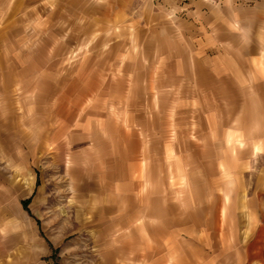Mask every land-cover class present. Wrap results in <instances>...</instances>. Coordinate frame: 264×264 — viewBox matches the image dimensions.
<instances>
[{
	"label": "rangeland",
	"instance_id": "rangeland-1",
	"mask_svg": "<svg viewBox=\"0 0 264 264\" xmlns=\"http://www.w3.org/2000/svg\"><path fill=\"white\" fill-rule=\"evenodd\" d=\"M143 1L0 0V264H264V108L203 112Z\"/></svg>",
	"mask_w": 264,
	"mask_h": 264
},
{
	"label": "crops",
	"instance_id": "crops-1",
	"mask_svg": "<svg viewBox=\"0 0 264 264\" xmlns=\"http://www.w3.org/2000/svg\"><path fill=\"white\" fill-rule=\"evenodd\" d=\"M132 1L110 0L117 12L123 2ZM162 3L165 9L162 15L169 24L162 28V34L178 35L187 44L184 57L188 62L184 66L189 69L186 73L185 68L183 73L189 74L197 90L203 89L205 101L209 98V103H203V112L210 116L219 113L217 98H225L226 107L234 106L240 116L237 127L227 126L226 130L257 129L244 126L250 123L244 116L250 114V107L255 113L264 108V90H259L264 85V0H218L217 3L162 0ZM151 10L150 0L143 1L145 18H150ZM117 12L114 11L115 18L119 17Z\"/></svg>",
	"mask_w": 264,
	"mask_h": 264
},
{
	"label": "bare ground",
	"instance_id": "bare-ground-1",
	"mask_svg": "<svg viewBox=\"0 0 264 264\" xmlns=\"http://www.w3.org/2000/svg\"><path fill=\"white\" fill-rule=\"evenodd\" d=\"M159 23V22H158ZM77 55V54H76Z\"/></svg>",
	"mask_w": 264,
	"mask_h": 264
},
{
	"label": "trees",
	"instance_id": "trees-1",
	"mask_svg": "<svg viewBox=\"0 0 264 264\" xmlns=\"http://www.w3.org/2000/svg\"><path fill=\"white\" fill-rule=\"evenodd\" d=\"M24 203H26V202H24Z\"/></svg>",
	"mask_w": 264,
	"mask_h": 264
}]
</instances>
